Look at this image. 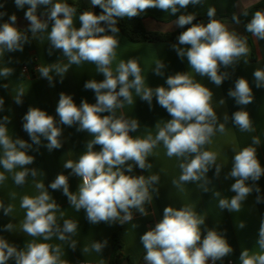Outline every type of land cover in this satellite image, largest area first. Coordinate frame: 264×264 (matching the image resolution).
Instances as JSON below:
<instances>
[{
	"label": "clouds",
	"instance_id": "clouds-1",
	"mask_svg": "<svg viewBox=\"0 0 264 264\" xmlns=\"http://www.w3.org/2000/svg\"><path fill=\"white\" fill-rule=\"evenodd\" d=\"M17 8H24L25 19L29 26L21 30L16 26L17 16L12 14L8 22L0 24V54L4 52H22L24 45L29 43L27 33L33 39H39V34L48 32L50 42L49 55L52 50H59L67 58L68 64H54L51 66L39 65L36 71L42 78L54 86V78L50 72L54 69L61 77L68 72L72 64L79 65L89 62L96 65L98 73L104 79L101 81L88 80L84 84L85 90L95 93L94 104L82 100L77 105L73 97L61 92L59 95L56 114L59 124L72 127L77 131L90 134L93 139L87 141L86 151L77 160H68L63 164L70 169L71 174L81 178L77 192L69 188V177L60 173L48 185L52 190H61L68 198L71 207L77 212L84 210L87 220L92 224L101 222L124 224L133 220V210L141 215H148L146 205L152 202V192L158 189L154 185L159 183L158 175H131L133 167L150 169L148 156L158 144L162 143L169 157L181 158V175L172 183L177 188L189 182L204 181L210 183L207 173L215 165V174L219 176L222 167L216 163L217 154L213 151L202 150L205 145L212 143L217 132L224 133L229 120L224 114V122H220L216 109L213 107L212 90L193 78L189 72H176L166 78V87L152 88L145 86V79L141 75V67L135 59L126 62L121 60L112 69L116 60V49L119 47L117 33L118 20L134 18L145 13L150 8H157L175 15L180 9L189 5L202 4V0H90L91 6L102 9L97 15L92 10L79 14V27L74 26V16L77 10L62 0H14ZM39 6H45L46 16L42 19L37 14ZM2 7V6H0ZM247 15L246 12L242 13ZM4 13H0L3 16ZM209 21L207 24L193 23L195 13L180 14L174 25L180 28L187 27L178 36V43L172 45L180 59H187L188 65L196 75L207 77L216 86H221L229 78L227 71L222 68H234L242 57H247L249 48L245 37L231 30L221 19L216 18V9L207 10ZM232 20L240 23V19L233 14ZM50 27V31L49 30ZM246 31L259 40H264V9H258L246 24ZM111 33V34H109ZM247 64V59L244 60ZM166 65L163 60H157L153 72L163 76ZM13 69H0V77L12 75ZM255 86L264 87V69H255L253 72ZM7 87V85H4ZM133 90L141 100L151 107L155 98L157 104L164 108L171 119L163 126L156 124L157 133L153 137L149 134L145 138L132 136L130 133L139 129V121L116 117V110L125 103L133 104ZM24 90L21 88L14 99L16 104H22ZM228 96L234 98L237 105L246 106L253 102L252 87L248 80L240 77L235 80L234 87L228 91ZM224 99L219 101L220 105ZM4 99L0 98V111H3ZM104 113H108L104 115ZM23 130L30 137L31 143L20 138H13L8 134L7 124L10 122L5 116L0 119V167L4 172L13 174V181L17 186L26 183L31 174L35 177L36 171L28 166L33 164L34 156L28 151L33 145L38 147L42 139L47 141L43 146L49 152L62 147V128L58 126L54 116L38 107H29L23 116ZM232 123L242 132L255 131L249 112L241 108L231 115ZM253 145H259V137L252 138ZM99 145L100 150H94ZM232 168L226 179L234 178L235 182L230 190L235 193L231 198L219 200L221 210L240 212L242 203L253 192H260L255 182L264 175L257 156V149L253 146L234 151ZM132 162V163H129ZM16 169H21L17 171ZM0 172V183L6 176ZM253 182L249 184L247 182ZM39 194L36 196L24 195L20 207L25 210V218L21 225L23 233L32 237H42L44 241L56 236L60 241H69L75 234L78 223L64 220L63 225L57 223L56 213L60 206L53 199L44 183L35 184ZM205 192L207 188L205 187ZM219 195V193H217ZM15 198V193H12ZM257 195L256 202H262ZM0 209L5 216L13 211L12 205L5 206L0 202ZM63 216V212L60 211ZM205 219L198 215L191 207L179 209L166 206L163 217L153 228L146 231L141 237L145 250L143 257L145 264H212L223 260L233 252L224 235L215 229H209L202 238L201 226ZM244 228V222L239 223ZM10 222L4 226L7 231H13ZM108 241H96L91 250L101 253ZM257 245L259 252L250 253L244 249L239 257L240 264H264V219L261 220ZM77 244L71 241L69 247L75 250ZM90 249L85 247L83 252ZM62 251L59 245L35 241L18 249L6 239L0 237V264H8L14 260L15 264H68L61 259Z\"/></svg>",
	"mask_w": 264,
	"mask_h": 264
},
{
	"label": "crops",
	"instance_id": "crops-1",
	"mask_svg": "<svg viewBox=\"0 0 264 264\" xmlns=\"http://www.w3.org/2000/svg\"><path fill=\"white\" fill-rule=\"evenodd\" d=\"M64 0H62L63 2ZM86 5L91 6L90 0H82ZM258 0H202V4L189 5L186 9H180L175 15L164 12L157 8H150L142 13V24L147 31L152 32H173L179 27L174 25V21L180 14L195 13L196 17H208L207 10L210 7L216 9V18L221 19L231 29L236 23L230 18L233 14L238 15L249 5ZM0 24L9 21L12 14L17 16L16 26L19 29L28 28L29 22L25 19V12L28 5L24 8H17L14 0H0ZM45 6H39L37 14L44 19ZM102 12V11H101ZM74 16V26L79 27L78 16ZM101 14V13H100ZM202 22V21H201ZM232 30V29H231ZM50 31V27L49 30ZM237 33L246 38L242 24ZM111 34V33H109ZM39 39H33L31 34L28 35L29 43L24 45L22 52H4L0 54V69L10 67L13 69L12 75L7 78L0 77V98L4 99L3 111H0V119L7 116L9 119L8 134L13 138H20L31 143L30 137L23 130V116L29 107H38L46 111L49 115L55 117L57 124L62 128V147L49 152L43 145L47 143L42 139L41 146L33 147L28 151L29 155L34 156L33 164L29 168L36 171L35 177L26 178V183L17 186L13 181V174L4 172L0 167V172H4L6 179L0 183V202L5 206L12 205L13 211L9 216L3 214L0 209V237L6 239L10 244L15 245L18 249L26 248L30 242H44L50 245H59L61 247V259L68 264H110V255L112 250V236L116 235L120 244L119 264H138L141 257L145 255V250L141 243L140 237L148 230L153 228L155 224L162 219L163 210L166 206L174 208L191 207L198 215L205 219L204 225L201 226L202 238L206 235L207 230L215 229L225 236L228 243L233 248V252L216 261V264H240L239 257L244 249H248L250 253L259 252L257 245L258 230L261 220L264 219V199L257 203V195L264 198V175L260 180L255 182L260 188V192L253 191L247 199L242 203L240 212H230L227 209L221 210L219 200L226 197L231 198L235 195L230 190L231 185L235 182L234 178L226 179V175L232 168V160L235 155L234 151H239L244 147L253 146L257 149V156L264 167V87L257 88L253 72L255 69H264V40H259L251 34L250 43L247 38V46L249 54L242 57L239 64L234 68H222L221 71H227L229 78L225 79L221 86H216L207 77H201L190 69L187 59H180L173 49L172 45L177 44L178 40L172 43L167 42H139L131 43L127 41L120 33H117L119 39V47L116 49V60L113 61L112 69L115 71L119 61H127L135 59L141 67V75L145 79V86L155 88L157 86H167L166 78L168 75L176 72H189V74L209 87L213 96V107L216 109L220 122H224L223 116L228 114L229 120L226 123L224 133L217 132L212 138V143L205 145L202 150L213 151L217 154L216 163L222 167L219 176L215 174V165L210 168L207 177L210 183L204 185V181L189 182L182 184L180 188L173 185V180H178L181 175L180 163L181 158L166 154V149L162 143L158 144L148 156L147 162L152 165L150 169H139L134 166L131 175H158L159 183L154 185L158 189L152 192V202L146 205L148 215H141L138 211L133 210V220L120 224L101 222L98 224L90 223L86 218L84 210L76 211L71 207L68 198L61 190H52L48 185L60 173L69 177L70 191L75 193L80 184V177L71 174L70 169H65L63 164L68 160H77L79 156L86 151L87 141L93 137L86 133L77 131V126H64L59 124V116L56 114V107L61 92L69 94L73 97L74 102L79 105L82 100L94 104L96 102L95 93L92 90H85L84 84L88 80L101 81L103 75L98 73L96 65L89 62H82L79 65L72 64L69 66L68 72L64 74L61 82L55 70L50 72L54 78V86H50L49 81L42 78L36 69L39 65L51 66L54 64H68L67 58L59 50H52L49 55L50 42L47 38L48 32L39 34ZM252 47V53L250 52ZM248 63L245 64L244 60ZM157 60H163L166 67L163 69L164 75L157 76L153 69ZM25 68L22 72L21 68ZM244 77L248 80L253 91V102L246 105H237L234 98L228 96L230 88L234 87L235 80ZM7 85V87H4ZM23 88L24 96L22 104H16L15 98L19 90ZM133 104H124L122 108L116 110V117L125 119H137L139 121V129L130 133L132 136L145 138L149 134L153 137L157 133L155 127L158 123L160 126L171 119L167 111L157 104L155 98L151 107L146 101L140 99L133 90ZM224 99L223 105L219 101ZM243 108L249 112L253 121L255 131L242 132L231 120V115L237 110ZM108 113H104L107 115ZM230 126V127H229ZM259 137L260 144L253 145L252 138ZM94 150L99 151L100 146H94ZM2 155V149H0ZM132 163V162H129ZM17 171L21 169H16ZM41 182L48 188L53 199L60 206V211L56 213L57 223L63 225L64 220H72L78 223L77 231L71 236L69 241H60L56 236L50 240L44 241L42 237H32L23 233L21 230L22 222L25 218V210L20 207L21 198L24 195L36 196L39 190L35 184ZM252 184L253 182H247ZM205 187L207 192H205ZM15 193V198L12 197ZM219 193V195H217ZM13 224V231H7L4 226L8 223ZM244 222L245 227L239 228V223ZM107 240V246L101 253L91 250V245L96 241ZM71 241H75L77 246L75 250L69 247ZM87 247L90 250L83 252ZM8 264H15L14 260H9Z\"/></svg>",
	"mask_w": 264,
	"mask_h": 264
},
{
	"label": "trees",
	"instance_id": "trees-1",
	"mask_svg": "<svg viewBox=\"0 0 264 264\" xmlns=\"http://www.w3.org/2000/svg\"><path fill=\"white\" fill-rule=\"evenodd\" d=\"M63 2L68 3L70 6L75 7L78 13H81L86 10H92L94 13L99 15L102 11L98 6L90 7L86 5L82 0H64ZM258 9H264V0H258L257 2L246 7L242 12H240L237 16L240 19V23L242 24L244 33L248 42L250 43L251 33L246 31V24L250 21L252 15ZM246 12L247 15H243L242 13ZM233 17V16H232ZM232 17L230 18L232 20ZM46 18V17H45ZM44 18V19H45ZM201 21H209V17H196L193 23H199ZM117 27L119 28V32L127 41L131 43H139V42H167L172 43L177 41L179 34L186 30L190 25L185 26L184 28H178L173 32H152L147 31L142 24V16L134 17L131 19L124 18L118 20ZM27 29V28H25ZM22 29V30H25ZM31 33H27L29 35ZM250 52L252 53V47L250 46ZM120 249V244L116 235L112 236V250L110 255V264H119V254L118 251Z\"/></svg>",
	"mask_w": 264,
	"mask_h": 264
},
{
	"label": "built area",
	"instance_id": "built-area-1",
	"mask_svg": "<svg viewBox=\"0 0 264 264\" xmlns=\"http://www.w3.org/2000/svg\"><path fill=\"white\" fill-rule=\"evenodd\" d=\"M21 69H22L21 70L22 72H25V68L24 67H22ZM80 183H81V178H80ZM143 257H144V255L141 257V259L138 262V264H145V261H144ZM79 264H87V263H79ZM208 264H212L211 260L208 261Z\"/></svg>",
	"mask_w": 264,
	"mask_h": 264
},
{
	"label": "rangeland",
	"instance_id": "rangeland-1",
	"mask_svg": "<svg viewBox=\"0 0 264 264\" xmlns=\"http://www.w3.org/2000/svg\"><path fill=\"white\" fill-rule=\"evenodd\" d=\"M202 22L205 23V24H207L208 21H202ZM199 23H201V22H199ZM240 27H241V23L236 24V25L233 26L231 29L237 32L238 29H239ZM227 127H228V126H227ZM227 127H226V128H227ZM229 127H230V126H229Z\"/></svg>",
	"mask_w": 264,
	"mask_h": 264
}]
</instances>
